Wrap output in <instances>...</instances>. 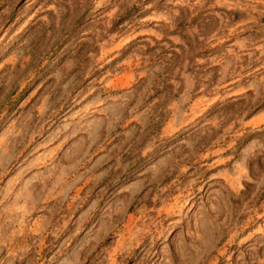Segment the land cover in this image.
<instances>
[{"label":"rangeland","instance_id":"obj_1","mask_svg":"<svg viewBox=\"0 0 264 264\" xmlns=\"http://www.w3.org/2000/svg\"><path fill=\"white\" fill-rule=\"evenodd\" d=\"M0 264H264V0H0Z\"/></svg>","mask_w":264,"mask_h":264}]
</instances>
